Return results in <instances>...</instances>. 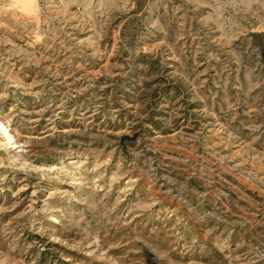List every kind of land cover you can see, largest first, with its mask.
I'll list each match as a JSON object with an SVG mask.
<instances>
[{"label":"rangeland","instance_id":"rangeland-1","mask_svg":"<svg viewBox=\"0 0 264 264\" xmlns=\"http://www.w3.org/2000/svg\"><path fill=\"white\" fill-rule=\"evenodd\" d=\"M0 264H264V0H0Z\"/></svg>","mask_w":264,"mask_h":264}]
</instances>
